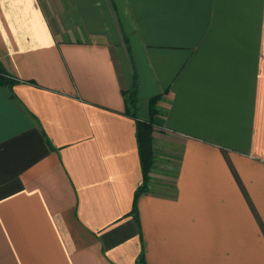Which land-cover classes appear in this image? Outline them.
I'll return each mask as SVG.
<instances>
[{
	"label": "crops",
	"instance_id": "0c3cea01",
	"mask_svg": "<svg viewBox=\"0 0 264 264\" xmlns=\"http://www.w3.org/2000/svg\"><path fill=\"white\" fill-rule=\"evenodd\" d=\"M0 64V264H264V0H0Z\"/></svg>",
	"mask_w": 264,
	"mask_h": 264
},
{
	"label": "trees",
	"instance_id": "16d2710c",
	"mask_svg": "<svg viewBox=\"0 0 264 264\" xmlns=\"http://www.w3.org/2000/svg\"><path fill=\"white\" fill-rule=\"evenodd\" d=\"M5 75H6L5 70H4V68L2 67V65L0 64V82H2V83H6V84H7V83H10L9 79H7V77H6ZM134 93H135V89H134V90L132 91V93H131V96H132V97L135 96ZM134 101H135V100L132 99V100H131V103H135ZM150 103H151V104H150V106H151V116H153L154 113H156V109H155V106H154V100L151 101ZM141 155H142V157L145 156V153L142 152V150H141ZM142 168H143L144 181H143V184H142V185L139 187V189L137 190L135 201L138 200V197L141 195V193H143L144 191H146V189H147V183H148V180H149V176H148V175H149V172H148V168H147V165L145 164V161H144V160H142ZM135 207H136V206H135ZM136 264H145V262H144V257L141 256V257L139 258V260L137 261Z\"/></svg>",
	"mask_w": 264,
	"mask_h": 264
}]
</instances>
